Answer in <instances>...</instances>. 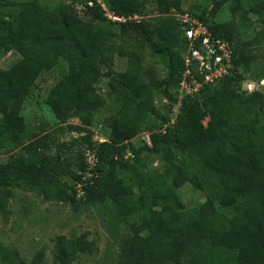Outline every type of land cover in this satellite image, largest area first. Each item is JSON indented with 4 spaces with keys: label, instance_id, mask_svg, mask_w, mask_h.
I'll list each match as a JSON object with an SVG mask.
<instances>
[{
    "label": "trees",
    "instance_id": "obj_1",
    "mask_svg": "<svg viewBox=\"0 0 264 264\" xmlns=\"http://www.w3.org/2000/svg\"><path fill=\"white\" fill-rule=\"evenodd\" d=\"M78 2L90 20L80 14ZM227 2L232 18L211 22L209 15ZM103 4L123 20L112 19ZM149 5L156 18H131L144 15ZM250 12L262 25L258 37L264 38V0L249 9L244 0H217L208 14L193 16L182 0H0V57L12 50L20 55L7 68L0 66V153H10L0 162L2 215H9L8 200L19 179L38 186L47 200L72 203L81 186L87 200L113 204L116 220L129 228L115 264H264V91L243 94L257 57L236 40V16L250 27ZM199 25L206 33L190 38L188 30ZM125 30L140 32L142 45L123 36ZM207 36L216 54L223 53L218 40L230 52L227 72L213 81L205 79L208 69H199L193 55L195 49L207 54ZM144 53L165 66L164 77L146 79ZM117 56L127 57L124 71L115 68ZM62 60L67 72L47 102L61 122L71 115L80 120L70 125L72 131L98 125L96 115L108 99L97 84L109 77V96L120 106L103 118L109 129L105 140L86 132L60 142L45 133L26 143L23 107L41 73ZM258 70L256 76L264 78L263 61ZM184 80L191 91L180 97ZM156 94L170 101V108L180 105L174 122L155 104ZM164 124V130H156ZM143 130L150 132V141L139 146L133 139ZM65 148L77 149L68 153ZM145 152L164 160L167 171L142 169L138 163ZM89 172L93 175L83 179ZM186 183L204 191L203 202L187 207L179 191ZM95 247L89 238L60 237L57 257L72 264L80 252ZM42 255L27 261L16 248L0 243V264H40Z\"/></svg>",
    "mask_w": 264,
    "mask_h": 264
},
{
    "label": "rangeland",
    "instance_id": "obj_2",
    "mask_svg": "<svg viewBox=\"0 0 264 264\" xmlns=\"http://www.w3.org/2000/svg\"><path fill=\"white\" fill-rule=\"evenodd\" d=\"M15 1L30 2L33 0ZM45 1L51 0H43V3ZM216 1L182 0V7L191 16H193V13H200L204 10L208 14ZM256 1L244 0L245 8L249 9ZM78 3L80 14L85 19L90 20L91 16L85 12L86 7L80 2ZM104 7L107 14L112 19H115L116 17L113 16L112 12L105 5ZM158 15L155 8L149 5L144 15H135L131 16V18L151 20ZM232 16L231 4L227 2L217 11L216 15H209V19L211 22H225L229 21ZM249 17L254 22L250 27H245L244 23H241L242 15L238 14L236 16L237 21L240 22L236 40L241 47L246 49V53L257 57L250 65L251 72L247 74L246 80L243 81V94L249 93L253 89L264 91V78L256 76V73L259 72L260 61H263L264 64V38L258 37L257 34L262 25L257 21L256 14L250 12ZM122 35L132 37V40L137 45H142L143 43L142 34L138 31L125 30ZM245 42L246 46L244 45ZM19 58L20 55L14 50L7 54H2L0 66L1 68H7ZM143 65L146 67L147 80H158L166 75L165 66L146 53L143 56ZM126 67L127 57L117 56L115 68L118 71H124ZM66 72L67 64L62 60L53 69L44 71L38 77L22 110L28 124V133L25 137L26 143L31 142L36 135L40 136L45 133H51L53 138H57L60 142H71L86 132L90 133L96 141H103L108 137L109 129L104 125L103 118L120 106L119 101L115 100L114 96H109V77H103L97 84L98 90L106 95L108 99L107 105L96 115L98 125L92 129L88 128L89 130L78 132L69 128L70 125L80 124V120L76 116L71 115L67 121L61 122L47 102L50 90ZM215 79L214 76L213 80ZM257 79L261 80L257 81ZM183 85L185 83L181 85L180 97L187 90ZM186 85L188 86L189 83L187 82ZM196 87L199 88V86ZM154 101L161 111L170 117V122H174L176 115L179 113L180 105L174 103L172 104L173 108H170V101L162 94H156ZM154 118L156 117L154 116ZM207 120L208 118L204 122L206 123ZM158 123L160 124L161 121L159 120ZM165 127L166 125L164 124L163 127H158L156 130H164ZM133 141L139 146L148 143L150 141V132L143 130ZM76 149L65 148L68 153L70 151L74 152ZM50 151L55 152L56 148ZM9 154L5 151L1 152L0 162H6ZM126 159L130 162L134 161L131 153H127ZM138 164L142 169L151 172L164 173L167 171V164L164 160L159 156H153L146 152L141 156V161ZM92 175L93 172L84 174L83 179H88ZM66 180L72 185L75 184V180L70 176L66 177ZM78 189L77 200L74 203L59 198L47 200L38 186L19 179L12 187L13 196L8 200V217L3 216L0 212V243L4 246L16 248L27 261L33 260L39 252H42L40 264H61L57 257L60 237L72 240L89 238L96 242L95 249L91 252H80L72 264H115L119 258L122 245L129 236V228L125 223H119L116 220L113 204L89 201L85 197V192L81 191V186H78ZM179 191L188 208L203 202L205 199L204 191L194 189L190 183L184 184ZM218 207L225 209L221 205H218Z\"/></svg>",
    "mask_w": 264,
    "mask_h": 264
},
{
    "label": "built area",
    "instance_id": "obj_3",
    "mask_svg": "<svg viewBox=\"0 0 264 264\" xmlns=\"http://www.w3.org/2000/svg\"><path fill=\"white\" fill-rule=\"evenodd\" d=\"M116 17V16H114ZM117 19H122L121 17H116ZM204 32L206 33V29L204 27H202V25H199L196 28H192L188 30V36L190 38H194L196 37L199 33ZM220 43V49L223 50L222 54H216V46L214 43L210 42L209 37H205L203 40V45L207 50V54H204L203 52H201L200 50H193V55L199 59V69L204 70V69H208V72L205 74V79L207 81H213V77L215 76V78H218L220 76H222L224 73L227 72V67L230 65L229 61H230V52L229 50H227L226 44L224 42L221 41H217ZM214 56V61H211V58ZM227 59V61H224V59ZM188 63L190 62V59H187ZM190 69L187 70L186 74H189ZM185 83V85H183V87L187 88V91L190 92L191 89L189 87V85H186V80H184L182 82V84ZM196 86H199V83H197ZM197 88V87H196ZM89 161L92 164V166L94 165V157L89 155Z\"/></svg>",
    "mask_w": 264,
    "mask_h": 264
}]
</instances>
